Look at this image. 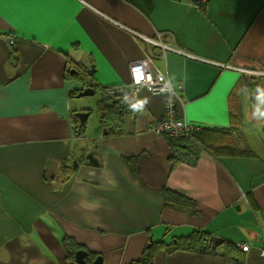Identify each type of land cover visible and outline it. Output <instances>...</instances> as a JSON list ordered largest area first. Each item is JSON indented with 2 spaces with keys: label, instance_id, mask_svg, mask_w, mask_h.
<instances>
[{
  "label": "crops",
  "instance_id": "0c3cea01",
  "mask_svg": "<svg viewBox=\"0 0 264 264\" xmlns=\"http://www.w3.org/2000/svg\"><path fill=\"white\" fill-rule=\"evenodd\" d=\"M131 33L161 35L193 56L156 48L149 62L182 86V117L192 125L228 128L240 103V130L254 157L173 162L165 137L151 131L165 97L146 90L124 115L121 134L107 136L100 126L94 146H79L70 93L80 86L64 79L68 60L94 66L96 93L120 90L131 83L132 63L148 54ZM241 69L264 73V0H209L202 11L183 0H0V264H69L65 235L103 264H131L154 246L153 264H227L167 252L198 230L214 245H250L244 264H264V124L248 117L264 120V76ZM243 79L257 82L260 97ZM93 148L97 165L82 160ZM79 151L75 176L55 180ZM163 191L195 201L199 215L164 208Z\"/></svg>",
  "mask_w": 264,
  "mask_h": 264
},
{
  "label": "trees",
  "instance_id": "16d2710c",
  "mask_svg": "<svg viewBox=\"0 0 264 264\" xmlns=\"http://www.w3.org/2000/svg\"><path fill=\"white\" fill-rule=\"evenodd\" d=\"M14 54H16L15 50ZM92 75L93 74L86 65L74 62L73 60H68V65L64 73V79L66 81L77 83L83 89L88 87L96 88L97 86ZM252 82L253 83L247 79H243L245 90L253 87L252 92L248 89L253 95L252 97L254 98L255 95L260 97V94L257 93V89H259L256 85L257 82L255 80ZM107 90L110 91L108 88L102 89L101 100L98 103L100 111L99 124L103 129H106L107 136H115L124 131L123 117L128 113V110L123 94L115 93L110 95ZM79 92V90H71V97L75 98L76 94ZM236 98L235 95L232 96V100ZM230 116L232 123L228 128L200 127L198 130L191 132L185 137H165L172 154L170 159L175 163L182 162L190 166H196L203 154L210 155L218 161H221L224 157H254L252 151L247 149L244 145V137L240 130V125L243 119L240 103L236 109L231 108ZM70 120L75 137L85 136L86 124L80 129L79 119L73 113L70 116ZM69 156L70 158L62 163L58 175L55 176V180L59 182L62 181V183L67 182L75 176L77 168L74 167V160H77L78 164H81L80 162H82L80 161L81 157L75 158L71 156V154ZM85 157L86 155L82 156L83 161ZM160 196L163 198L164 208L166 209L188 213L196 217L199 215L196 202L188 197L170 191H163ZM63 239V245L68 251V259L70 260L69 264H77L75 262V253L79 250H85L89 253L86 258V264L94 263L96 255H94L93 252L88 251L85 246L78 244L69 235H66ZM170 246L171 248L167 249V252L169 253L182 249L202 255L220 256L226 260L227 264L245 263V253L235 247L236 245L227 241L217 242V244L214 245L208 234L203 233L200 230L195 231L188 237L179 239L176 244ZM154 247L146 250L139 260L134 261L131 264H153Z\"/></svg>",
  "mask_w": 264,
  "mask_h": 264
},
{
  "label": "built area",
  "instance_id": "2783aa9c",
  "mask_svg": "<svg viewBox=\"0 0 264 264\" xmlns=\"http://www.w3.org/2000/svg\"><path fill=\"white\" fill-rule=\"evenodd\" d=\"M183 1L200 11H202L209 2V0ZM136 37L148 45V54L146 55V58L132 63L130 67L131 83L129 86L125 87L126 91L119 92L124 94L123 97L125 104L127 105V109L130 111L136 110L138 104V93L141 90H146L153 95H164L166 102L165 114L161 119L157 120L153 124L151 131L160 137L179 138L188 136L191 132L198 130L199 127L192 125L182 117L181 109L184 107V101L181 95L182 86L179 85L178 87H174L168 76L161 73L158 69H152L149 66V62L155 58L153 50L156 48L161 49L163 56H165L167 52L177 53L190 58L193 56L166 44L161 39V35L155 39L140 35H136ZM9 44H14V41H9ZM242 71L250 75H264V73L253 72L250 70L241 69V72ZM115 93V91H109L110 95ZM238 248L244 253H247L250 251L251 246L248 244H238ZM258 250L261 256L264 257V233L261 236Z\"/></svg>",
  "mask_w": 264,
  "mask_h": 264
},
{
  "label": "rangeland",
  "instance_id": "374dc122",
  "mask_svg": "<svg viewBox=\"0 0 264 264\" xmlns=\"http://www.w3.org/2000/svg\"><path fill=\"white\" fill-rule=\"evenodd\" d=\"M75 90L78 91V88L75 89ZM112 91H115L116 93H119L120 91H126V90H125V87H123L120 90H112ZM110 93H112V92H110ZM121 94H123V93H121ZM100 97H101L100 91L97 90V93H95V95L88 96V97H85V98H74L73 99V105H74V107L77 110H72L70 112L71 114L72 113L75 114V113L79 112L80 108H85L86 106H88V108L91 110L89 118H88L87 123H86V129L84 128L85 131H86V134H85L86 136L85 137H80V143L83 144V145L79 144V146H81V147L90 148L91 145L94 146V143H92V140H94V138H96L98 136L97 133L99 132V129H100V125H99L100 111H99V108H98V103L101 100ZM248 117L249 118L252 117L253 119H256L255 122H254V125L256 127H258L260 124H264V120L259 115H250L249 114ZM90 151L91 152H87V149H84L83 150L84 156L87 153H88L87 155H89L90 153L94 152V148L91 149ZM75 152H77L76 149H75ZM80 153L81 152L79 151L78 154H76V153L75 154L78 157ZM87 155H86V157H87ZM77 157H75V158H77ZM86 157L84 159V162L88 163V160H87Z\"/></svg>",
  "mask_w": 264,
  "mask_h": 264
},
{
  "label": "water",
  "instance_id": "95a60500",
  "mask_svg": "<svg viewBox=\"0 0 264 264\" xmlns=\"http://www.w3.org/2000/svg\"><path fill=\"white\" fill-rule=\"evenodd\" d=\"M224 68V66H222ZM91 72H94V66L91 67ZM80 92L77 94V98H82V97H88L95 95L96 91L95 88L93 87H88L86 89H83L82 87L78 89ZM138 107V106H137ZM90 112H77L75 113V116L79 118L80 120V125L83 126L86 124L88 118H89ZM87 159L91 165H97V161L94 158V156L90 153L87 155ZM74 167H78V161H74ZM89 253L85 250H79L75 253V262L77 264H86V258L88 257ZM93 264H103V258L102 257H97L96 260L94 261Z\"/></svg>",
  "mask_w": 264,
  "mask_h": 264
},
{
  "label": "flooded vegetation",
  "instance_id": "af4514ba",
  "mask_svg": "<svg viewBox=\"0 0 264 264\" xmlns=\"http://www.w3.org/2000/svg\"><path fill=\"white\" fill-rule=\"evenodd\" d=\"M90 69H91V68H90ZM90 72H91V70H90ZM73 73H75V72H73ZM91 73L94 74V72H91ZM78 88H81V87H78ZM76 95H77V94H76ZM79 112H89V111H88V110H86V111H85V110H82V111H79ZM77 118H78V117H77ZM78 119H79V118H78ZM78 121H79V126H80L79 128L81 129L84 125L81 126V125H80V120H78ZM86 123H87V122H86Z\"/></svg>",
  "mask_w": 264,
  "mask_h": 264
},
{
  "label": "clouds",
  "instance_id": "9594fccd",
  "mask_svg": "<svg viewBox=\"0 0 264 264\" xmlns=\"http://www.w3.org/2000/svg\"><path fill=\"white\" fill-rule=\"evenodd\" d=\"M11 41V40H10ZM142 41V40H141ZM9 43V42H8ZM10 45V44H9ZM12 45H14V44H12ZM11 46V45H10ZM221 66H224V65H221ZM227 69H229L228 67H226ZM243 70H245V69H243ZM259 73H262V72H259ZM253 76H256V75H253ZM259 76V75H258ZM262 77L264 76V75H261ZM260 77V76H259ZM77 96V95H76ZM164 96V95H163ZM165 97V96H164ZM166 103V102H165ZM127 106V105H126ZM137 106H138V104H137ZM137 109V108H136ZM166 109V108H165ZM128 110V109H127ZM128 111H130V110H128ZM200 128V127H199ZM186 164V163H185ZM188 165V164H187Z\"/></svg>",
  "mask_w": 264,
  "mask_h": 264
},
{
  "label": "bare ground",
  "instance_id": "6f19581e",
  "mask_svg": "<svg viewBox=\"0 0 264 264\" xmlns=\"http://www.w3.org/2000/svg\"><path fill=\"white\" fill-rule=\"evenodd\" d=\"M132 35L136 36L137 34L136 33H131ZM79 94V93H78Z\"/></svg>",
  "mask_w": 264,
  "mask_h": 264
}]
</instances>
